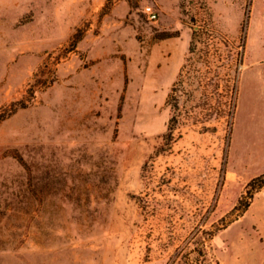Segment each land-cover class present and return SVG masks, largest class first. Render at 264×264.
Segmentation results:
<instances>
[{"label": "rangeland", "instance_id": "374dc122", "mask_svg": "<svg viewBox=\"0 0 264 264\" xmlns=\"http://www.w3.org/2000/svg\"><path fill=\"white\" fill-rule=\"evenodd\" d=\"M262 174L264 0H0V264H264Z\"/></svg>", "mask_w": 264, "mask_h": 264}, {"label": "trees", "instance_id": "16d2710c", "mask_svg": "<svg viewBox=\"0 0 264 264\" xmlns=\"http://www.w3.org/2000/svg\"><path fill=\"white\" fill-rule=\"evenodd\" d=\"M261 189H264V174L252 179L248 183L246 192L242 196L235 210L240 212L247 211L251 205L255 193H257Z\"/></svg>", "mask_w": 264, "mask_h": 264}, {"label": "crops", "instance_id": "0c3cea01", "mask_svg": "<svg viewBox=\"0 0 264 264\" xmlns=\"http://www.w3.org/2000/svg\"><path fill=\"white\" fill-rule=\"evenodd\" d=\"M242 77H243V79L246 80V83L248 84L249 87H253V58H251V59L248 58L246 60L245 70L242 74Z\"/></svg>", "mask_w": 264, "mask_h": 264}, {"label": "built area", "instance_id": "2783aa9c", "mask_svg": "<svg viewBox=\"0 0 264 264\" xmlns=\"http://www.w3.org/2000/svg\"><path fill=\"white\" fill-rule=\"evenodd\" d=\"M144 15L150 22H157L159 19V12L152 6H148L144 10Z\"/></svg>", "mask_w": 264, "mask_h": 264}]
</instances>
